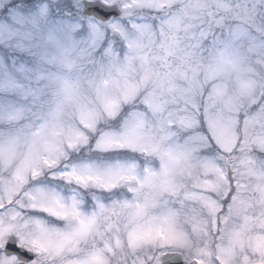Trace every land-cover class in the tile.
Masks as SVG:
<instances>
[{
    "label": "clouds",
    "instance_id": "1",
    "mask_svg": "<svg viewBox=\"0 0 264 264\" xmlns=\"http://www.w3.org/2000/svg\"><path fill=\"white\" fill-rule=\"evenodd\" d=\"M0 264H264V0H0Z\"/></svg>",
    "mask_w": 264,
    "mask_h": 264
}]
</instances>
